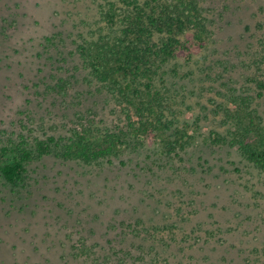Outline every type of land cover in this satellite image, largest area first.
Listing matches in <instances>:
<instances>
[{
	"label": "rangeland",
	"instance_id": "obj_1",
	"mask_svg": "<svg viewBox=\"0 0 264 264\" xmlns=\"http://www.w3.org/2000/svg\"><path fill=\"white\" fill-rule=\"evenodd\" d=\"M125 1L0 0V146H52L19 184L0 176V264H264V169L229 143L226 113L247 99L264 121V0H196L210 46L162 67L155 86L181 148L162 155L127 138L91 164L57 150L142 113L83 49L107 40L105 12Z\"/></svg>",
	"mask_w": 264,
	"mask_h": 264
},
{
	"label": "trees",
	"instance_id": "obj_2",
	"mask_svg": "<svg viewBox=\"0 0 264 264\" xmlns=\"http://www.w3.org/2000/svg\"><path fill=\"white\" fill-rule=\"evenodd\" d=\"M104 18L110 34L107 40L98 38L83 47L88 62L98 79L112 82L120 94L138 104L136 110L142 113L125 130L107 134L98 143L76 136L57 150L68 160L91 164L116 155L131 138L135 146L160 144V153L169 155L184 142L169 132L165 120L159 119L165 97L155 89L156 80L168 63L188 62L209 48L212 31L208 18L196 0H127L123 10L116 13L110 9ZM242 102V109L226 111L236 126L229 143L237 146L246 160L264 169V121L255 109H246L250 100ZM156 119L163 125H156ZM51 150V144L43 140L0 146V176L10 185L19 184L27 164Z\"/></svg>",
	"mask_w": 264,
	"mask_h": 264
}]
</instances>
